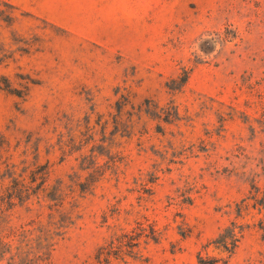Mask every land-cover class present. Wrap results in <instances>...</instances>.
Segmentation results:
<instances>
[{"label":"rangeland","instance_id":"obj_1","mask_svg":"<svg viewBox=\"0 0 264 264\" xmlns=\"http://www.w3.org/2000/svg\"><path fill=\"white\" fill-rule=\"evenodd\" d=\"M0 264H264V0H0Z\"/></svg>","mask_w":264,"mask_h":264}]
</instances>
